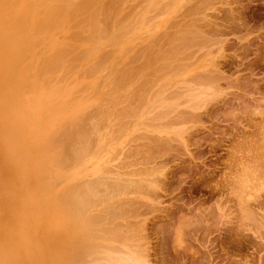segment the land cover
I'll use <instances>...</instances> for the list:
<instances>
[{
  "label": "rangeland",
  "instance_id": "rangeland-1",
  "mask_svg": "<svg viewBox=\"0 0 264 264\" xmlns=\"http://www.w3.org/2000/svg\"><path fill=\"white\" fill-rule=\"evenodd\" d=\"M0 1V264H264V0ZM180 80L185 92L166 99ZM31 126L46 140L38 168L53 189L34 188L37 173L15 177ZM61 158L78 179L61 182ZM96 176L110 180L80 213L65 192ZM49 232L55 244L41 241Z\"/></svg>",
  "mask_w": 264,
  "mask_h": 264
},
{
  "label": "bare ground",
  "instance_id": "bare-ground-1",
  "mask_svg": "<svg viewBox=\"0 0 264 264\" xmlns=\"http://www.w3.org/2000/svg\"><path fill=\"white\" fill-rule=\"evenodd\" d=\"M4 1V0H3ZM80 1V0H79ZM92 1V0H91ZM102 1V0H101ZM112 1V0H111ZM115 1V0H114ZM113 1V2H114ZM137 1V0H136ZM154 1V0H153ZM157 1L158 0H156V4H157ZM159 1H161V0H159ZM158 1V3H160ZM163 1V0H162ZM165 1V0H164ZM1 2V1H0ZM42 2V1H41ZM78 2V1H77ZM77 2H74V3H77ZM84 2V1H83ZM90 2V1H89ZM105 2V1H104ZM112 2V3H113ZM140 2H143L142 0L140 1ZM5 3H6V0H5ZM5 3H2L3 5L5 4ZM8 3V2H7ZM94 3V2H93ZM92 3V4H93ZM99 3V2H98ZM152 3V2H151ZM150 3V4H151ZM154 3V2H153ZM166 3V2H165ZM171 3V2H170ZM52 4V3H51ZM55 4V3H54ZM83 4H85V3H83ZM102 4V3H101ZM100 3H99V6L101 5ZM110 4V3H109ZM114 4V6H115V3H113ZM113 4H111V5H113ZM155 4V3H154ZM74 5V4H73ZM77 5H81V4H77ZM88 5V4H87ZM107 5V4H106ZM160 4H158L156 7L157 8H159L158 6H159ZM164 5V4H163ZM214 5V4H213ZM2 6V5H1ZM7 6V5H6ZM64 6V5H63ZM83 6V5H82ZM82 6H81V8H82ZM88 6H90V5H88ZM91 6H93V5H91ZM134 6H135V4H134ZM77 7H79V9H80V6H77ZM84 7H86V5L84 6ZM155 7V8H156ZM49 8V7H48ZM47 8V9H48ZM62 8H64V7H62ZM75 8H76V6H75ZM74 8V9H75ZM100 8V7H99ZM102 8V7H101ZM131 8V7H130ZM154 8V7H153ZM165 8H167V7H165ZM4 10H5V8H3ZM73 8H72V10H74ZM88 9H89V7H88ZM93 9H95V8H93ZM107 9V8H106ZM112 9H114L115 10V8H112ZM118 9V8H117ZM168 9V8H167ZM211 9V8H210ZM57 10H58V7H57ZM61 10L62 9H60V13H61ZM83 10H85V9H83ZM86 10H87V8H86ZM90 10V9H89ZM103 10H104V6H103ZM140 10V9H139ZM158 10H160V9H158ZM157 10V11H158ZM10 11V10H9ZM40 11V10H39ZM38 11V12H39ZM46 11V10H45ZM49 11V10H48ZM53 11H55V10H53ZM91 11H92V9H91ZM156 11V12H157ZM164 11V10H163ZM200 11V10H199ZM205 11V10H204ZM40 12H42V11H40ZM50 12V11H49ZM57 13H58V11H56ZM56 12H52V14H54V13H56ZM76 12V11H75ZM80 12V11H79ZM85 12V11H84ZM94 12V11H93ZM116 12H117V10H116ZM139 12V11H138ZM215 12V11H214ZM7 13V12H6ZM59 13V14H60ZM74 13V12H73ZM78 13V12H77ZM87 13V12H86ZM90 13V12H89ZM99 13V12H98ZM108 13V12H107ZM111 13V12H110ZM163 13V12H162ZM36 14H37V12H36ZM52 14H51V16H52ZM59 14H58V16H59ZM79 15H80V13H78ZM83 14V13H82ZM96 14V13H95ZM94 14V15H95ZM105 14V13H104ZM109 14V13H108ZM123 14V13H122ZM160 14V13H159ZM43 15H46V14H44L43 13ZM49 15V14H48ZM56 15V14H55ZM61 15V14H60ZM86 15V14H85ZM92 15V14H91ZM97 15H99V14H97ZM106 16L105 17H107L108 15L107 14H105ZM111 15V14H110ZM115 15V14H114ZM148 15V14H147ZM38 16V15H37ZM101 16H104L103 14L101 15ZM138 16V15H137ZM144 16V15H143ZM44 17V16H43ZM85 17V16H84ZM90 17V16H89ZM95 17V16H94ZM148 17V16H147ZM176 17H178V16H176ZM42 18V17H41ZM48 18H50V17H47V19ZM52 18V17H51ZM58 18V17H57ZM61 18V17H60ZM81 18V17H80ZM108 18H109V16H108ZM133 18V17H132ZM141 18V17H140ZM71 19V18H70ZM82 19V18H81ZM90 19V18H89ZM92 19V18H91ZM96 19V18H95ZM94 19V20H95ZM106 19V18H105ZM35 20V19H34ZM43 20V19H42ZM44 20H46V19H44ZM50 20V19H49ZM88 20V19H87ZM107 20V19H106ZM109 20V19H108ZM131 20V19H130ZM190 20V19H189ZM51 21V20H50ZM68 21V20H67ZM92 21V20H91ZM136 21V20H135ZM138 21V20H137ZM142 21V20H141ZM103 22V21H102ZM114 22V21H113ZM143 22V21H142ZM190 22V21H189ZM189 22H187V24L189 23ZM45 23V22H44ZM69 23V22H68ZM79 23V22H78ZM92 23V22H91ZM105 23V22H104ZM136 23V22H135ZM185 23V22H184ZM4 24V23H3ZM65 24V23H64ZM94 24V23H93ZM98 24H100V23H98ZM143 24V23H142ZM178 24H180V23H178ZM177 24V25H178ZM104 25V24H103ZM128 25V24H127ZM127 25H125V26H127ZM138 24H136V26H137ZM175 25V24H174ZM20 26V25H19ZM124 26V27H125ZM133 26V25H132ZM139 26V25H138ZM204 26V25H203ZM21 27V26H20ZM20 27H18V28H20ZM96 27V26H95ZM12 28H14V27H12ZM33 28V27H32ZM123 28V27H122ZM130 28V27H129ZM135 28V27H134ZM133 28V29H134ZM142 28V27H141ZM99 29V28H98ZM103 29H104V27H103ZM181 29H183V28H181ZM201 29V28H200ZM18 30V29H17ZM94 30H96V29H94ZM116 30V29H115ZM177 30H180V29H177ZM184 30H186V28L184 29ZM38 31H40V30H38ZM37 31V32H38ZM130 31V30H129ZM128 31V32H129ZM203 31V30H202ZM20 32H22V30H20ZM96 32H98V31H96ZM100 32H102V30L100 31ZM99 32V33H100ZM115 31H113V32H111V33H114ZM117 32V31H116ZM132 32V31H131ZM90 34H91V32H89ZM95 33V32H94ZM93 33V34H94ZM125 33V32H124ZM173 33V32H172ZM171 33V34H172ZM179 33V32H178ZM178 33L177 32H174V34H175V36L177 35L178 36ZM201 33V32H200ZM200 33H199V35H200ZM18 34V33H17ZM110 34V33H109ZM115 35H116V33H114ZM163 34V33H162ZM170 34V35H171ZM186 34V33H185ZM189 34H192L191 33V31L189 32ZM194 34V33H193ZM197 34V33H196ZM95 35V34H94ZM99 35V37L101 36L100 34H98ZM112 35V34H111ZM164 35V34H163ZM173 35V34H172ZM182 35H184V33H182ZM198 35V34H197ZM16 36V35H15ZM52 36V35H51ZM110 36V35H109ZM208 36V35H207ZM120 37V36H119ZM183 37V36H182ZM219 37V36H218ZM78 38V37H77ZM97 38V37H96ZM95 38V39H96ZM107 38V37H106ZM171 38H172V36H171ZM211 38V37H210ZM23 39V38H22ZM100 39V38H99ZM98 39V40H99ZM102 39V38H101ZM108 39V38H107ZM167 39V38H166ZM178 39H181L180 38V34H179V37H178ZM196 39V38H195ZM205 39V38H204ZM214 39V38H213ZM42 40V39H41ZM162 40V39H161ZM208 40V39H207ZM37 41V40H36ZM75 41V40H74ZM96 41V40H95ZM118 41V40H117ZM176 41V40H175ZM215 41V40H214ZM160 42V41H159ZM172 42V41H171ZM210 41H208V43H209ZM20 43V42H19ZM39 42H37V44H38ZM161 43V42H160ZM169 43V42H168ZM217 43V42H216ZM36 44V43H35ZM154 44V43H153ZM207 44V43H206ZM39 45V44H38ZM167 45V44H166ZM208 45V44H207ZM33 46V45H32ZM172 46V45H171ZM209 46V45H208ZM35 47V46H34ZM94 47V46H93ZM196 47V46H195ZM165 48V47H164ZM182 48H184V47H182ZM187 48V47H186ZM193 48V47H192ZM107 49V48H106ZM42 50V49H41ZM160 50V49H159ZM165 50V49H164ZM177 50V48L175 49V51ZM72 51V50H71ZM155 50H153V52H154ZM179 51H181V50H179L178 49V52ZM183 51V50H182ZM181 51V52H182ZM20 52H23V50H21ZM19 52V53H20ZM32 52V51H31ZM54 52H56V51H54ZM156 52H157V50H156ZM167 52V51H166ZM171 52H173V51H171ZM192 52V51H191ZM39 53V52H38ZM58 53V52H57ZM57 53H56V55H57ZM142 53V52H141ZM147 53V52H146ZM173 53H175V52H173ZM195 53V52H194ZM213 53V52H212ZM152 54V53H151ZM169 54V53H168ZM178 54V53H177ZM186 54V53H185ZM20 55V54H19ZM144 55V54H143ZM142 55V56H143ZM150 55V54H149ZM176 55V54H175ZM183 55V54H182ZM192 55V54H191ZM207 55V54H206ZM25 56V55H24ZM23 56V58H25ZM51 56H53V55H51ZM168 56V55H167ZM169 56H171V55H169ZM138 57V56H137ZM149 57V56H148ZM210 57V56H209ZM51 57H49L48 59H50ZM147 58V57H146ZM177 59H178V57H176ZM185 58V57H184ZM188 58H190V57H188ZM187 58V59H188ZM192 58V57H191ZM20 59V58H19ZM17 60V61H20V60ZM51 59H53V58H51ZM24 60V59H23ZM111 60V59H110ZM147 60V59H146ZM175 60V59H174ZM179 60V59H178ZM55 61V60H54ZM103 61V60H102ZM159 61V60H158ZM191 61V60H190ZM184 62H186L185 60H184ZM20 63V62H19ZM175 63H177V62H175ZM180 63V62H179ZM18 64V63H17ZM17 64H15L16 66H17ZM161 64V63H160ZM186 64V63H185ZM184 64V65H185ZM215 64V63H214ZM154 65V64H153ZM166 64H162L161 66H165ZM168 65V64H167ZM176 65V64H175ZM188 65V64H187ZM187 65H186V67H187ZM211 65V64H210ZM100 66V65H99ZM98 66V67H99ZM145 66H147V65H145ZM154 66H156V65H154ZM160 66V67H161ZM172 66V65H171ZM157 67V66H156ZM159 67V68H160ZM167 67V66H166ZM166 67H165V69H166ZM205 67V66H204ZM100 68V67H99ZM104 68V67H103ZM105 68H106V66H105ZM137 68V67H136ZM135 68V69H136ZM158 67H157V69H159ZM28 69V68H27ZM87 69V68H86ZM90 69V68H89ZM163 69V68H162ZM207 69V68H206ZM52 70V69H51ZM54 70V69H53ZM57 70V69H56ZM70 70V69H69ZM124 70V69H123ZM146 71H147V69H146ZM175 71V70H174ZM212 71V70H211ZM28 72V71H27ZM51 72H53V71H50V73L49 74H51ZM55 72V71H54ZM53 72V73H54ZM57 72V71H56ZM55 72V73H56ZM64 72V71H63ZM135 72V71H134ZM200 72V71H199ZM41 73V71L39 72V74ZM52 73V75H54ZM67 73V72H66ZM156 73V72H155ZM158 73V72H157ZM175 72H173L172 74H174ZM43 74V73H42ZM44 74H45V72H44ZM63 74V73H62ZM64 74H65V72H64ZM162 74V73H161ZM167 74V73H166ZM199 74V73H198ZM204 74V73H203ZM200 74L201 76H205L206 74ZM51 75V76H52ZM131 75V74H130ZM129 75V76H130ZM135 75V74H134ZM152 75V74H151ZM39 76H41V75H39ZM61 76V75H60ZM150 76V75H149ZM155 76V75H154ZM190 76V75H189ZM188 76V77H189ZM198 76V75H197ZM54 77V76H53ZM61 77H63V76H61ZM60 77V78H61ZM137 77V76H136ZM162 77V76H161ZM168 77V76H167ZM187 77V78H188ZM191 77V76H190ZM200 77V76H199ZM199 77H195L194 75H192V77L191 78H193V81H195V79L194 78H199ZM203 77H200V78H202L203 80L206 78V76H205V78H203ZM45 78H47V77H45ZM48 78H50V77H48ZM59 78V79H60ZM125 78V77H124ZM183 78V77H182ZM191 78H189L190 79V81L192 80ZM199 78V79H200ZM61 79H63V78H61ZM60 79V80H61ZM130 79V78H129ZM128 79V80H129ZM152 79V78H151ZM150 79V80H151ZM160 79V78H159ZM179 79H181L180 77H179ZM47 80V79H46ZM149 80V79H148ZM158 80V79H157ZM156 80V81H157ZM163 80V79H162ZM166 80V79H165ZM185 80H186V78H185ZM184 80V81H185ZM188 80V79H187ZM187 80H186V82H187ZM206 80V79H205ZM209 80V79H208ZM43 81V80H42ZM153 81V80H152ZM151 81V82H152ZM180 81H182V80H180ZM189 81V80H188ZM44 82V81H43ZM183 82V81H182ZM201 82V81H200ZM45 83V82H44ZM141 83V82H140ZM149 83V82H148ZM181 83V82H180ZM198 83V82H197ZM125 84V83H124ZM151 84V83H150ZM149 84V85H150ZM177 84V83H176ZM175 84V85H176ZM181 84H183V85H181ZM180 85H179V82H178V85H176L177 86V88L176 89H179V90H175V88L173 89V92H174V94H173V92L171 93H168L167 94V92H164V93H166L165 95L167 96H164L163 94L164 93H157L158 94V96H161L162 95V97L164 96V98L166 97V99H170V96H178L177 94H179V92H180V94H182V93H184L185 92V90H186V88H185V86H186V84H188V83H186L185 85H184V82L183 83H181ZM141 85V84H140ZM148 85V84H147ZM152 85H154V84H152ZM163 86V85H162ZM176 86H174V87H176ZM182 86V87H181ZM184 86V87H183ZM191 86V85H190ZM25 87H27V86H25ZM96 87V86H95ZM136 87H137V85H136ZM179 87H181V88H185L184 89V91L183 90H181V88H179ZM165 88V87H164ZM187 88H189V86L187 87ZM162 89H163V87H162ZM191 89H192V87H191ZM204 89H206V88H204ZM203 89V90H204ZM165 90V89H164ZM189 90V89H188ZM187 90V91H188ZM135 91V90H134ZM163 90H161V92H162ZM165 91H169V89L168 90H165ZM172 91V90H171ZM177 91H179L177 94H175V92H177ZM181 91H183V92H181ZM197 91V90H196ZM196 91H194V92H196ZM206 91H207V89H206ZM110 92V91H109ZM146 92H147V90H146ZM157 92V91H156ZM189 92V91H188ZM187 93V92H186ZM193 92H191V94H192ZM198 93V92H197ZM197 93H194V94H197ZM200 94H201V92H199ZM8 94V93H7ZM108 94V93H107ZM128 94H129V92H128ZM152 94V93H151ZM161 94V95H160ZM170 94V95H169ZM188 94V93H187ZM190 94V93H189ZM193 94V95H194ZM130 95V94H129ZM143 95V94H142ZM169 95V96H168ZM193 95H190L191 97L193 96ZM12 96V95H11ZM102 96V95H101ZM134 96V95H133ZM145 96V95H144ZM180 96V95H179ZM201 96H203L202 94L199 96V95H196V97L194 98V99H197V98H199V97H201ZM111 97V96H110ZM162 97H160V99H162ZM176 97H175V100H176ZM182 97H183V95H182ZM159 98V97H158ZM99 99H101V98H99ZM111 99H113V98H110V100ZM184 99L186 100L187 98H183L182 100H183V102H184ZM192 99V98H191ZM12 100V99H11ZM115 100V99H114ZM162 100H165V99H162ZM179 99H177V101H178ZM182 100H181V103H183L182 102ZM187 100H189V99H187ZM187 100L185 101V102H187ZM193 100V99H192ZM199 100V99H198ZM174 101V100H173ZM22 102V101H21ZM197 102V100L195 101V103ZM201 102V101H200ZM2 103V102H1ZM19 103V102H18ZM177 103V102H176ZM191 103H193V102H191ZM199 103V101L196 103V104H198ZM203 103V102H202ZM5 104V103H4ZM106 104V103H105ZM108 104H110V103H108ZM165 103H163V105H164ZM178 104L180 105V102L178 101ZM188 104H189V102H188ZM99 105V104H98ZM97 105V106H98ZM167 105L168 104H165L164 106H166L167 107ZM181 105H183V104H181ZM190 105V104H189ZM194 105V104H193ZM202 105V104H201ZM9 106V105H8ZM13 106H14V110H17V108H15V107H17L16 105H14L13 104ZM104 106V105H103ZM103 106H102V108H103ZM106 106V105H105ZM108 106H111V105H108ZM163 106V107H164ZM176 106V105H175ZM99 107H101V106H99ZM98 107V108H99ZM115 107V106H114ZM171 107V105L169 106V108ZM192 107H194V106H192ZM196 107V106H195ZM6 108V107H5ZM105 108V107H104ZM106 108H108V107H106ZM105 108V109H106ZM153 108V107H152ZM151 108V109H152ZM169 108H166V109H169ZM178 108V107H177ZM199 108V107H198ZM13 109H11V111L13 110ZM94 109V108H93ZM105 109H104V111H105ZM109 109L111 110L112 108L111 107H109ZM118 109V108H117ZM124 109V108H123ZM122 109V113L124 114V110ZM164 109V108H163ZM165 109V111H167ZM175 109V108H174ZM13 110V111H14ZM19 110V109H18ZM17 110V111H18ZM96 110L98 111V113H99V111H100V108L99 109H97L96 108ZM109 110V111H110ZM115 110H116V107H115ZM129 110V109H128ZM12 111V112H13ZM48 111V110H47ZM55 111V110H54ZM54 111H53V113H54ZM102 111V110H101ZM103 111V112H104ZM108 111V112H109ZM112 111V110H111ZM113 111H114V108H113ZM121 111V110H120ZM180 111V110H179ZM185 111V110H184ZM184 111L182 110V112L181 113H183V114H186V113H184ZM199 111V110H198ZM10 112V111H9ZM107 112V111H106ZM106 112H104L105 114H106ZM115 112V114H116V111H114ZM119 112V110L117 111V113ZM164 112V111H163ZM126 113V112H125ZM153 113H154V110H153ZM15 114V116L18 114V112H17V114L16 113H14ZM52 114V113H51ZM95 114H96V111H95ZM105 114H103V115H105ZM108 114V113H107ZM147 114H148V111H147ZM192 114H193V112H192ZM12 115V114H11ZM96 115H99V114H96ZM109 115H111V113L109 114ZM114 115V114H113ZM120 115V114H119ZM191 115V114H190ZM10 116V115H9ZM14 116V117H15ZM157 116H159V115H157ZM17 117V116H16ZM42 117L43 118H45L43 115H42ZM48 117V116H47ZM65 117V116H64ZM100 117H102L101 115H100ZM117 117V116H116ZM149 117V116H148ZM151 117H152V115H151ZM178 117V116H177ZM94 118V117H93ZM99 118V117H98ZM103 118V117H102ZM102 118H101V120H100V122L102 121ZM106 118V117H105ZM110 118H112L113 119V117H111L110 116ZM121 118V117H120ZM126 118V117H125ZM150 118V117H149ZM155 118V117H154ZM8 119V118H7ZM16 119V118H15ZM119 119V118H118ZM152 119V118H151ZM156 119V118H155ZM171 119V118H170ZM13 120V119H12ZM98 120V119H97ZM115 120V119H114ZM126 120V119H125ZM184 120V119H183ZM13 121H15V120H13ZM16 121H17V119H16ZM15 121V122H16ZM89 121V120H88ZM91 121V120H90ZM93 121V120H92ZM123 121H124V119H123ZM94 122V121H93ZM97 122V121H96ZM99 122V121H98ZM12 123V122H11ZM27 123H29V122H27ZM27 123H26V127H27ZM50 123V122H49ZM67 122H65V123H63V124H66ZM73 123V124H72ZM72 123L70 122V127L72 126H77L78 124L76 123H74V121H72ZM95 123V122H94ZM116 123V122H115ZM119 123H121V122H119ZM119 123H117V126L119 125ZM129 123H130V121H129ZM16 124V123H15ZM47 124V123H46ZM62 124V126H64V127H66V126H68V124H66V126L65 125H63ZM89 124V123H88ZM102 124V123H101ZM123 124V123H122ZM126 124H128V123H126ZM144 124V123H143ZM79 125H81V124H79ZM78 125V126H79ZM92 125V124H91ZM113 125V124H112ZM114 125H116V124H114ZM121 125V124H120ZM154 125V124H153ZM61 126V127H62ZM93 126H94V124H93ZM122 126V125H121ZM139 126H141V125H139ZM161 126V125H160ZM177 126V125H176ZM24 127H25V125H24ZM59 127V126H58ZM63 127V129H65ZM69 127V126H68ZM71 127V128H72ZM73 127V128H74ZM84 127V126H83ZM155 127V126H154ZM70 128V129H71ZM72 128V129H73ZM125 128V127H124ZM139 128V127H138ZM141 128V127H140ZM69 129V128H68ZM68 129H66V131L68 130ZM114 129V128H113ZM176 129V128H175ZM22 130V129H21ZM27 130V129H26ZM26 130H25V133H26V135H29L30 133H32V135L30 136V139H28L26 142H24L23 140H22V145H23V150H24V152H22V157L21 158H19V159H21V163H18L17 164V174L15 173V177H17V176H22V177H24V176H26L27 174H29V175H31V176H33V173H37L36 174V176H38V177H36L37 179L38 178H40L41 180H39L37 183H36V185H34L35 187L34 188H38L39 190H42V191H45V188L49 185V184H51V183H49V181L47 180L48 178H43L44 176H42L41 175V170H40V168H38V166L40 165V164H38V158H39V156H40V152L41 151H43L46 147H44V141L46 142V140H44V141H42V133L41 132H39L38 130H36L35 129V127L34 126H31L30 128H28V130H27V132H26ZM62 130V129H61ZM119 131H120V129H118ZM170 130V129H169ZM63 131V130H62ZM69 131V130H68ZM68 131H67V134H71L70 133V131H69V133H68ZM261 131V130H260ZM20 132V131H19ZM19 132H16L17 134H19ZM113 132V131H112ZM111 132V133H112ZM145 132V131H144ZM64 133V132H63ZM62 132H61V134H63ZM73 133V132H72ZM86 133H88V132H86ZM21 134V133H20ZM19 134V135H20ZM53 134V133H52ZM61 134H59V135H61ZM66 134V133H65ZM258 134V133H257ZM260 134V133H259ZM23 135H25L24 133H23ZM72 135V134H71ZM81 135V134H80ZM85 135V134H84ZM93 135V134H92ZM263 135V134H262ZM15 136H17V135H15ZM53 135H51V137H52ZM55 136V135H54ZM57 137H58V135H56ZM64 136V135H63ZM87 136V135H86ZM96 136V135H95ZM140 136V135H139ZM47 137V136H46ZM80 137V136H79ZM78 137V138H79ZM83 137H85V136H83ZM19 138V136L17 137V139ZM27 138V137H26ZM53 138V137H52ZM51 138V139H52ZM65 138V137H64ZM64 138H63V140H64ZM66 138H67V136H66ZM68 138H73V137H68ZM68 138H67V140H66V142L68 141ZM76 138V137H75ZM112 138V137H111ZM115 138V137H114ZM16 138H15V143H14V146H16L15 144H17V145H19L18 143H19V139L17 140ZM45 139V138H44ZM56 139V138H55ZM55 139H53V140H55ZM58 139V138H57ZM62 139V138H61ZM104 139V138H103ZM117 139V138H116ZM79 140H80V142H81V139L79 138ZM82 140H83V138H82ZM84 140H85V138H84ZM109 141L111 140V139H108ZM50 142H51V140H49ZM49 141H47L48 143H50ZM59 141V140H58ZM57 141V142H58ZM62 140H60L59 141V143L61 142ZM56 142V143H57ZM64 143L62 144V145H64L65 144V141H63ZM80 142H79V144H80ZM106 142V141H105ZM159 142V141H158ZM47 143V144H48ZM52 143H53V141H52ZM50 143L51 145H55L56 143ZM69 143H70V140H69ZM84 143H85V141H84ZM88 144V143H87ZM86 144V145H87ZM90 144V143H89ZM57 145H58V143H57ZM69 145V144H68ZM82 145V142H81V144H80V146ZM92 145V144H91ZM49 146V145H48ZM82 146H84L85 147V144L84 145H82ZM144 146V145H143ZM182 146V145H181ZM51 148H52V146H50ZM58 147V146H57ZM91 147V146H90ZM92 147H93V145H92ZM253 147V146H252ZM16 148V147H15ZM56 148V147H55ZM143 148V147H142ZM93 149V148H92ZM91 149V150H92ZM98 149V148H97ZM126 149V148H125ZM15 151H17L18 153H19V148L17 147L16 149H14ZM82 150H83V148H82ZM87 151H90V149L89 150H87ZM262 151V150H261ZM44 152V151H43ZM46 152V151H45ZM47 152H48V150H47ZM53 152V151H52ZM91 152V151H90ZM130 152V151H129ZM62 153V152H61ZM115 153V152H114ZM118 153V152H117ZM47 154V153H46ZM59 154H60V152H59ZM84 154H86V150H85V152H84ZM83 153H82V155L79 153L78 155H81V156H83L84 155ZM132 154V153H131ZM50 155V154H49ZM52 155V154H51ZM64 155V154H63ZM61 156H62V154H61ZM81 156H76L77 158H79V160L76 158H74L75 160H77V161H73L75 164H77V163H80L81 162V160H82V158H80ZM47 159H50L49 158V156L47 155ZM58 157H59V155H58ZM57 157V158H58ZM84 157V156H83ZM92 158V157H91ZM31 159H32V163H31ZM42 159V158H41ZM46 159V158H45ZM47 159H46V161H47ZM59 159V158H58ZM81 159V160H80ZM228 159V158H227ZM263 159V158H262ZM61 160V161H60ZM59 161L61 162V165H62V158L60 159ZM64 160V159H63ZM98 160V159H97ZM83 161H85V160H83ZM128 161V160H127ZM73 162L71 163V165L73 164ZM135 162V161H134ZM144 162V161H143ZM233 162V161H232ZM47 163V162H46ZM82 163H84V162H82ZM23 164H25L26 166H25V170H26V172H23L22 170L24 169V167H23ZM44 164V163H43ZM45 165V164H44ZM47 165V164H46ZM71 165H67L66 166V163L64 164L63 163V165L61 166V169L64 171V169L65 168H67L68 169V171H67V169H65V173L63 172L62 174H60V176L62 177L61 179H62V181H61V179H60V181L61 182H64V181H67V182H72L73 180H76V179H78V177L80 176V170L79 169H77V167H72V168H69ZM74 165V164H73ZM145 165V164H144ZM42 166V165H41ZM75 166V165H74ZM46 167V166H45ZM65 167V168H64ZM42 169V168H41ZM43 169H44V167H43ZM42 169V170H43ZM105 169V168H104ZM102 170L101 169V171H105V170ZM239 169V168H238ZM60 170V169H59ZM79 170V171H78ZM88 170V169H87ZM258 170V169H257ZM61 171V170H60ZM44 172V171H43ZM50 172H51V170H50ZM50 172H49V174H50ZM91 172V171H90ZM94 172V171H93ZM106 172H107V170H106ZM230 172V171H229ZM237 172V171H236ZM47 173V172H46ZM263 173V172H262ZM43 174H45V173H43ZM48 174V173H47ZM48 174V175H49ZM64 174V175H63ZM96 174V173H95ZM102 174V173H101ZM105 174V173H104ZM238 174V173H237ZM89 175V174H88ZM140 175V174H139ZM147 175V174H146ZM52 176V175H51ZM60 176H58V177H60ZM87 176V175H86ZM91 177V176H90ZM97 178V181H95L94 182V180L93 179H90L89 181H85V180H83L84 182L82 183V182H80V183H78L77 185L78 186H76V185H74L73 187H72V191L70 190H66V192H65V197L68 199L67 201H69L70 202V206L72 205V206H75L74 208H77V210H78V212H80V211H82V212H80V213H84L85 214V209L87 208L88 209V205L90 206L91 204H94V203H92V201L94 200V199H96V196H97V194H98V190H97V188L99 187L100 188V186H99V184H100V181H103V179L105 178V176H99L101 179H102V177H103V179L102 180H100L99 179V177L98 176H96ZM81 178V177H80ZM108 178V177H107ZM107 178H105L104 179V181H107V180H110V179H107ZM242 178V177H241ZM87 179H88V177H87ZM95 179V178H94ZM95 179V180H96ZM107 179V180H106ZM112 179V178H111ZM35 180V179H34ZM261 180V179H260ZM60 181H58L57 180V182L59 183ZM78 181V180H77ZM128 181H129V179H128ZM132 181V180H131ZM246 181V180H245ZM57 182L55 183V185L57 184ZM61 182H60V184H61ZM114 182V181H113ZM68 183V184H69ZM135 183V182H134ZM59 184V185H60ZM109 184H110V182H109ZM131 184H133V182L131 183ZM53 185V184H52ZM54 185V186H55ZM58 185V184H57ZM65 185V184H64ZM73 185V184H72ZM71 185V186H72ZM113 185H114V183H113ZM123 185V184H122ZM122 185H120V186H122ZM242 185V184H241ZM68 186V185H67ZM119 186V187H120ZM49 187V186H48ZM60 187V186H59ZM64 187H66V186H64ZM103 187V186H102ZM104 187H108V186H106V184L104 185ZM103 187V188H104ZM122 187H125L124 185L122 186ZM121 187V188H122ZM127 188H129V185H127L126 186ZM49 188H52L51 186L49 187ZM53 188H55V187H53ZM52 188V189H53ZM57 189V188H56ZM56 189H54V190H56ZM67 189V188H66ZM102 189V188H101ZM124 188H122L121 190H123ZM30 190H32V191H34L33 189H29V188H26V191L24 192L25 193V196H29V195H31L33 192H29ZM64 190V189H63ZM100 190V189H99ZM106 190V188L104 189V191ZM259 190V189H258ZM59 191H60V189H59ZM102 191H103V189H102ZM103 191V192H104ZM107 191V190H106ZM125 191V190H124ZM129 191V190H128ZM55 192V191H54ZM122 192V191H121ZM100 193V192H99ZM102 193V192H101ZM51 194V193H50ZM64 193H62V195H63ZM234 194V193H233ZM55 195V194H54ZM54 195H53V198H54ZM57 195V194H56ZM61 195V196H62ZM49 196V195H48ZM51 196V195H50ZM254 196V195H253ZM41 197L43 198V196L41 195ZM41 197L38 199V201L40 202V201H43V199H41ZM51 198V197H50ZM52 198V199H53ZM61 198V197H60ZM257 198V197H256ZM61 200L63 201V199L61 198ZM48 201V200H47ZM62 201H61V203H62ZM39 202H36V203H39ZM94 202V201H93ZM256 202V201H255ZM35 203V204H36ZM46 203H48V202H46ZM45 204V203H44ZM63 204H67V203H63ZM55 205V204H54ZM68 205V204H67ZM241 205H242V203H241ZM248 205V204H247ZM69 206V205H68ZM41 207L42 206H40L39 207V209L38 210H40L41 209ZM35 208H36V210H37V206L35 205ZM80 208H82V209H80ZM80 209V210H79ZM84 209V210H83ZM36 210L34 209V205H32L31 206V208H30V212L31 213H33L34 215H36V217H37V212H36ZM87 211V210H86ZM59 212H62V211H59ZM79 213V214H80ZM89 214V213H88ZM88 214H86V216L85 217H87L88 216ZM82 216H83V214H81ZM90 215V214H89ZM99 216V215H98ZM89 217V216H88ZM87 217V218H88ZM95 217V216H94ZM93 217V218H94ZM102 215H101V219L100 220H103L102 219ZM83 218V217H82ZM87 218H85V220L84 221H88V219ZM99 218V217H98ZM115 218V217H114ZM62 219H63V223L62 224H66L68 221H67V219L65 218V216H64V213L62 212ZM109 219V218H108ZM108 219L106 220V223H107V221H108ZM79 220V219H78ZM82 220V219H81ZM81 220H79L78 221V223L79 222H81V223H79V224H77V226L78 225H82V221ZM91 219L89 218V222H91L90 221ZM97 220L98 219H96V221H95V219H94V223H96L97 222ZM100 220L98 221V223H100ZM62 222V221H61ZM37 223H38V220L36 219V222H35V226H37ZM85 223V222H84ZM93 223V222H92ZM94 223H93V226H94ZM102 223V222H101ZM111 224V223H110ZM45 226V225H44ZM99 226V225H98ZM262 226V225H261ZM106 227V226H105ZM63 228V227H62ZM62 228H61V231H62ZM100 228V227H99ZM102 230H103V228H102ZM263 230V229H262ZM94 231H96V230H94ZM104 231V230H103ZM43 233H44V231H43ZM48 233V232H47ZM58 233V232H57ZM63 233V232H62ZM133 233V232H132ZM64 234H65V232H64ZM64 234H61V236L63 235V237H64ZM98 234V233H97ZM107 234V233H106ZM108 234H109V232H108ZM104 235V234H103ZM110 235V234H109ZM131 235V234H130ZM99 236V235H98ZM27 237V235H23L22 236V238H26ZM106 237V236H105ZM109 237V236H108ZM57 236H56V234L55 233H53V232H49V234H47L46 236H44V240H41L42 242H44V243H47L46 241H50L51 243H47V244H55V242H56V240H57ZM80 238L81 237H78L77 239H79L78 241L80 242ZM98 239V238H97ZM112 239V238H111ZM119 239V238H118ZM46 240V241H45ZM82 240H84V239H82ZM111 241V240H110ZM71 242H73L72 244H74V240L73 241H71ZM70 242V243H71ZM79 242H78V244H79ZM26 243H28V242H26ZM101 243V242H100ZM83 244H85V241H84V243ZM83 244H81V246H79L80 248L83 246V247H85ZM95 244V243H94ZM122 244V243H121ZM124 244V243H123ZM96 245V244H95ZM95 245L93 246V247H95ZM102 245V244H101ZM100 245V246H101ZM78 246V245H77ZM77 246H76V248H77ZM98 246V245H97ZM114 246V245H113ZM71 247V246H70ZM82 247V248H83ZM86 248V247H85ZM95 248H97V247H95ZM94 248V249H95ZM115 248V247H114ZM92 249V248H91ZM93 249V250H94ZM102 249V248H101ZM101 249H99V250H101ZM110 249H112V248H110ZM104 250V249H103ZM103 250H102V252H103ZM122 250V249H121ZM27 251V250H26ZM36 251V250H35ZM40 252H41V250H39ZM76 251V250H75ZM120 251V250H119ZM119 251L117 252V251H114V252H117L118 254H119ZM28 252V251H27ZM39 252V253H40ZM82 252V251H81ZM84 253L86 252V250H84L83 251ZM90 252V251H89ZM94 252V251H93ZM97 252V253H96ZM100 252V251H99ZM98 251H95V254H98L99 253ZM120 252H122V251H120ZM123 252H124V249H123ZM74 253V252H73ZM108 253V252H107ZM139 253V252H138ZM29 254V253H28ZM35 254V253H34ZM80 255H82L83 253H79ZM100 254V253H99ZM98 254V255H99ZM106 254V253H105ZM75 255V254H74ZM93 255V254H92ZM36 256H38V255H36ZM35 256V257H36ZM79 256V255H78ZM83 256H85L84 254H83ZM82 256V257H83ZM90 256V255H89ZM97 256V255H96ZM101 256H104V255H101ZM31 257V256H30ZM39 257V256H38ZM82 257H79V258H82ZM87 257H88V255H87ZM115 256H113V258L112 257H108V258H110L111 260L112 259H114L113 260V262L112 261H107L108 263L107 264H127V262H126V259L123 261L122 259H121V261L120 260H118V259H120L121 257H120V255H118V257H120V258H117V257H115ZM124 257V256H123ZM32 258V257H31ZM77 258V257H76ZM92 258H95V257H92ZM99 258V257H98ZM101 258V257H100ZM107 258V259H108ZM117 258V260H116V262H114L115 261V259ZM73 259V258H72ZM75 260V259H74ZM92 260V259H91ZM94 260V259H93ZM89 261H90V259H89ZM109 262H112V263H109ZM131 262H133V261H131ZM70 263V262H69ZM87 263H88V260H87ZM91 263V262H90ZM128 263H129V261H128ZM63 264H64V262H63ZM76 264V263H75ZM89 264V263H88ZM130 264V263H129Z\"/></svg>",
  "mask_w": 264,
  "mask_h": 264
}]
</instances>
